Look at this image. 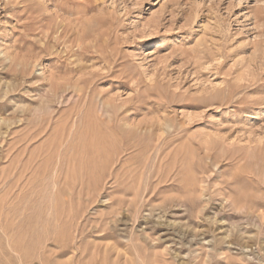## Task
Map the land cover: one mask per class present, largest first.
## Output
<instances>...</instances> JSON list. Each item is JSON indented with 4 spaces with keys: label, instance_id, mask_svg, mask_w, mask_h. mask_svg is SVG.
<instances>
[{
    "label": "rangeland",
    "instance_id": "1",
    "mask_svg": "<svg viewBox=\"0 0 264 264\" xmlns=\"http://www.w3.org/2000/svg\"><path fill=\"white\" fill-rule=\"evenodd\" d=\"M0 264H264V0H0Z\"/></svg>",
    "mask_w": 264,
    "mask_h": 264
},
{
    "label": "bare ground",
    "instance_id": "2",
    "mask_svg": "<svg viewBox=\"0 0 264 264\" xmlns=\"http://www.w3.org/2000/svg\"><path fill=\"white\" fill-rule=\"evenodd\" d=\"M140 147H142V143L136 138L134 130L131 132L122 126H118L113 130H96L92 133L90 139L86 138L82 142V151L86 154L89 153L82 163L83 166L89 169V172H103L105 166L114 156L118 157L121 152L130 148L140 149ZM247 155L246 159L252 157L256 160L262 156L260 152H248ZM236 172L254 173L256 171L247 165L246 168L244 166L239 167Z\"/></svg>",
    "mask_w": 264,
    "mask_h": 264
}]
</instances>
